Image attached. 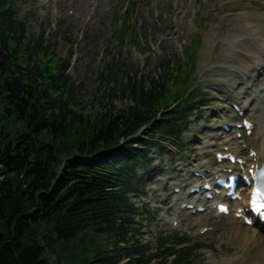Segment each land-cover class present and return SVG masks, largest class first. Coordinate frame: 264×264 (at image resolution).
<instances>
[{"label": "trees", "instance_id": "trees-1", "mask_svg": "<svg viewBox=\"0 0 264 264\" xmlns=\"http://www.w3.org/2000/svg\"><path fill=\"white\" fill-rule=\"evenodd\" d=\"M15 3L0 0V264H189L187 250L167 248L184 239L160 237L156 252L139 239L129 195L141 191L155 134L179 140L187 129L195 54L187 67L162 63L158 78L126 73L86 112L69 60L43 33L28 38ZM121 74L114 59L100 79L117 85ZM149 127L151 142H129Z\"/></svg>", "mask_w": 264, "mask_h": 264}, {"label": "rangeland", "instance_id": "rangeland-1", "mask_svg": "<svg viewBox=\"0 0 264 264\" xmlns=\"http://www.w3.org/2000/svg\"><path fill=\"white\" fill-rule=\"evenodd\" d=\"M66 1L62 0L63 4L57 5L56 0H18L15 11L20 20L30 24L29 37L45 31L46 45H55L63 57L71 56V74L77 82L82 81L79 98L86 110L91 109L89 107L95 93L104 95L115 86H101L98 76L105 62L120 54L126 72H139L142 78H149L157 74L162 60L172 59L177 63L178 57L183 55L181 50H187L191 39L202 38L195 77L198 79L199 93L207 96L209 105L191 118L188 132L181 137L180 152L172 149V153L168 154L157 148L152 150L156 174L149 176L142 171L138 173L140 178L148 180L145 190L147 197L136 194L131 198L138 210L136 221H142L144 227L141 241L156 240L161 232L164 236L177 233L189 241L187 247H190L195 264H214L211 256L215 263L235 258L238 249L231 240L232 234L202 235L201 229L211 227L204 215H184L182 225L175 226L172 220L176 219V213L168 209L173 206L175 186L194 184L190 177L187 179V171L213 168V157L209 151L212 147L220 151L225 146V141L221 143V140L213 139L216 134L214 127L226 118H234L230 115L232 101L218 92L219 87H212L207 81H218L223 85L241 83L240 75L233 69L247 66L236 55L241 50L251 51L255 48L257 53L259 47L254 46L253 49L250 42L254 38L246 35L249 33L247 25L259 27L258 30L264 33V8H256L248 0H101L96 14L86 23L87 20L83 19L86 14L84 8H71L66 6ZM93 2L95 0H85L87 6ZM128 6L132 8L128 20L141 42L122 39L120 28L116 27L118 12ZM88 11L92 9L88 8ZM167 29H171L170 36L164 33ZM142 42L148 51L140 48ZM206 66L210 71L205 74L208 70ZM213 66L219 69L213 71ZM228 69L234 72L231 74ZM238 90H241V86ZM247 102V98L239 100V104L246 107ZM115 104L119 106V100ZM142 138L148 139L146 135ZM241 143L233 142L231 148L238 150L242 148ZM165 201L167 206L163 205ZM146 205L152 210L148 211ZM167 213L172 216L166 218ZM152 217H155L153 225L148 226L146 221ZM201 245L209 246L210 250L199 251L197 246ZM49 259L55 261L52 255Z\"/></svg>", "mask_w": 264, "mask_h": 264}, {"label": "bare ground", "instance_id": "bare-ground-1", "mask_svg": "<svg viewBox=\"0 0 264 264\" xmlns=\"http://www.w3.org/2000/svg\"><path fill=\"white\" fill-rule=\"evenodd\" d=\"M72 0L67 1V5ZM97 5L95 7V10L99 8L101 0H96ZM59 4H63L62 0H59ZM70 5L76 6L80 5L84 7V10H86L87 6L85 4V0H75V3H72ZM90 7H93L92 5ZM87 21L91 17V12H87V15L85 16ZM247 28L249 30V33L246 35L249 37H253V40H250L252 47L254 49V46H258L257 53L256 48L254 50H247L243 51L241 50V53L237 54L236 57L239 59H243L245 61L246 57L250 58L251 61L247 62L245 61V65L247 67L237 68L235 67L233 70L240 75V79L244 81V84L242 85L241 90H237V95L239 97H236L230 93L232 89L235 88L234 84H227L226 87H220L224 86L222 82L213 81L210 80L207 81V83L210 86L219 87V92L227 93V96L229 99H233V102H236L237 99L240 97L242 98H249V106L254 109H258V112L255 113V123H256V129L255 133L253 135V138L249 139L248 147L256 149L258 154L264 153V33L263 31L260 32L258 30L259 27H255L254 25H247ZM254 41V42H252ZM245 56V57H242ZM207 67V72L210 71L209 66ZM213 71L219 69L216 66H213L211 68ZM232 69H228V71L231 72V74L234 72ZM237 84V83H236ZM244 87H247V90H245ZM238 87L236 86V89ZM240 151L239 153H241ZM250 164L253 161L252 158H250ZM253 163V162H252ZM225 168V165H223L219 172L221 173L222 169ZM210 168H206V170L203 173H206L207 170ZM190 173V171H189ZM175 188H181V186H175ZM186 197L184 195H178L175 199V206L180 207L182 203L186 202ZM237 208H240L238 206ZM179 215H183L179 213ZM206 220H208L211 223V235L215 234H232V242L236 249H238V256L232 259H225L218 261L215 263V259L213 257H210V260L214 262V264H264V233L261 228L259 227H247L243 224L242 221L236 219L233 214L230 215V217H220L215 211H210L207 214H204ZM210 215V217H209ZM175 221V220H174ZM182 223V222H180ZM233 231L231 232V230ZM231 232V233H230ZM221 252L223 250L221 249ZM227 253V251H225Z\"/></svg>", "mask_w": 264, "mask_h": 264}, {"label": "snow or ice", "instance_id": "snow-or-ice-1", "mask_svg": "<svg viewBox=\"0 0 264 264\" xmlns=\"http://www.w3.org/2000/svg\"><path fill=\"white\" fill-rule=\"evenodd\" d=\"M257 211H259V208H257Z\"/></svg>", "mask_w": 264, "mask_h": 264}]
</instances>
